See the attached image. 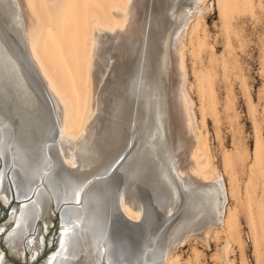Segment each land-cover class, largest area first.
Returning a JSON list of instances; mask_svg holds the SVG:
<instances>
[{"label": "bare ground", "instance_id": "1", "mask_svg": "<svg viewBox=\"0 0 264 264\" xmlns=\"http://www.w3.org/2000/svg\"><path fill=\"white\" fill-rule=\"evenodd\" d=\"M186 1L0 0V161L11 166L0 172V197L11 210L4 235L14 252L29 247L33 261L52 243L38 264L112 263L117 214L144 236L143 264H179L178 247L220 227L223 257L240 240L228 185L208 163L186 89L183 39L189 36L196 59L209 45V8ZM216 3L222 17L262 5ZM195 75L205 113L215 105L212 83ZM261 139L256 162L263 160ZM145 183L172 194L164 217L135 195ZM13 184L25 197L17 207L9 202ZM52 198L65 222L48 241ZM42 219L45 229L36 225ZM0 264H11L1 246Z\"/></svg>", "mask_w": 264, "mask_h": 264}, {"label": "rangeland", "instance_id": "2", "mask_svg": "<svg viewBox=\"0 0 264 264\" xmlns=\"http://www.w3.org/2000/svg\"><path fill=\"white\" fill-rule=\"evenodd\" d=\"M180 1V5L187 3L186 0ZM216 1H203L209 8L203 15V22L206 21L210 32L207 39L209 47H204L198 54L200 57L195 59L189 36L183 39L186 46L183 50L187 68L186 89L194 101L198 130L208 142V163L224 175L228 185L230 194L226 204L242 243L233 239L227 256L223 257L227 240L220 227L213 230L205 241L191 237L176 252L179 264H227L226 258L234 264H264V154L263 160H253L256 139L262 138L260 142L264 148V0H261L262 5L256 3L254 12L247 8H230L225 17L220 15ZM195 74L205 75L212 83L215 105L213 102V109L209 111L205 104V113L200 107L202 99ZM202 119H205L204 123ZM13 206L19 205L15 203ZM49 216L51 220L45 232L48 241L57 228L50 212ZM12 222L9 218L0 224L4 228L0 246L5 262L27 264L31 261L30 248L27 247L25 255H22L6 243L4 234ZM44 223L42 219L36 225L45 229Z\"/></svg>", "mask_w": 264, "mask_h": 264}, {"label": "water", "instance_id": "3", "mask_svg": "<svg viewBox=\"0 0 264 264\" xmlns=\"http://www.w3.org/2000/svg\"><path fill=\"white\" fill-rule=\"evenodd\" d=\"M7 166H5L4 162L0 161V172L1 170H4V166L7 167V170L10 169V164L8 161L6 162ZM4 165V166H3ZM3 166V167H2ZM1 175V174H0ZM157 176V178L160 176L155 175L154 178ZM133 177H130V179ZM153 179V178H152ZM151 183H145L139 185L137 188V191L135 192V195L138 196L139 199H141L145 204H148L150 206V209L156 212L157 216L160 218L164 217V215L167 212L168 204L171 203V195L169 190L164 189L160 190L158 192L152 191L150 188ZM12 188L14 190V193L11 191V196L9 202L12 203H20L24 200L23 198H18L17 191H16V185L13 184ZM60 197V196H59ZM60 200V199H58ZM61 204V202H60ZM59 204V206H60ZM50 208L53 210L52 218H55L56 222V229L53 231V236L57 234L59 228L62 227L63 223L65 222L62 218V215L60 213V208H57L55 200L52 198L49 202ZM62 205V204H61ZM0 209L4 210V214L0 217V224L7 222L10 217V207L9 203L5 204L1 197H0ZM111 231H112V243L114 245L112 246V250L115 251V257L114 260L111 262L104 260L106 264H124L125 261L129 262L127 264H143L144 258L146 257V253H143V247H144V236L139 233L138 229L133 226L124 216L118 215L115 216L114 219L111 221ZM9 246V245H8ZM150 248V246H149ZM55 249V245L50 243L48 248H43L41 254L39 257L34 259L33 261H28L27 264H38L40 261H43V259L48 257V253L52 252ZM122 256L123 258H121ZM110 256L109 260L111 261ZM113 259V258H112ZM122 260V261H119Z\"/></svg>", "mask_w": 264, "mask_h": 264}]
</instances>
